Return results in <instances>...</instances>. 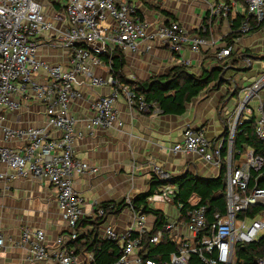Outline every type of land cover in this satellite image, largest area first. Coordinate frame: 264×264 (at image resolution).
Wrapping results in <instances>:
<instances>
[{
	"label": "built area",
	"instance_id": "2783aa9c",
	"mask_svg": "<svg viewBox=\"0 0 264 264\" xmlns=\"http://www.w3.org/2000/svg\"><path fill=\"white\" fill-rule=\"evenodd\" d=\"M146 1L151 0H0V198L17 181L48 182L65 224L52 241L45 230L24 227L13 246L27 252L25 264H96L95 252L86 248L93 237L118 247L115 264H236L237 245L257 242L264 235V189H249L252 172H260L264 160L249 148L240 167L233 163L238 123L253 122L256 136L264 142V66L253 77L237 80L246 73L244 68L253 67V61L264 60V0H158L162 10L204 5L196 28L144 9ZM239 16L240 27L234 30ZM251 38L257 39L247 45ZM43 48L64 62L48 61L40 53ZM212 50L211 57L205 55ZM114 51L123 55L125 69L141 58L155 69L165 67L156 61L162 59L168 69L185 67L194 75H199L195 70L219 68L218 89L235 93L237 99L234 114L225 113L227 140L209 138L202 127H183L181 140L170 150L189 157L187 170L174 175L153 166L152 179L166 183L140 206L135 204L137 196L149 189L129 194L108 208L97 205L86 211L88 202L75 188V180L97 176L100 170L76 156V142L98 130L122 131L121 98L140 114L162 115L157 104L137 92L138 84L114 78L111 62L102 59ZM187 53L198 59L188 58ZM236 72L238 77L229 76ZM98 88L109 93L100 96ZM81 104L87 105L84 129L78 127L80 120L73 112ZM35 105L43 111L42 123L9 125L11 115L21 118ZM246 114L249 118L244 121ZM225 142L227 157H223ZM199 162L216 173L203 177L196 170ZM222 170L226 215L217 214L208 223L200 197L179 200V186L169 181L186 173L215 179ZM114 205L123 206L117 212ZM251 207L263 212L255 218H238ZM146 209L161 214L160 228L156 223L161 216L145 213ZM163 243L176 246L169 259L150 258V250ZM6 246L0 228V252ZM256 264H264V259Z\"/></svg>",
	"mask_w": 264,
	"mask_h": 264
},
{
	"label": "crops",
	"instance_id": "0c3cea01",
	"mask_svg": "<svg viewBox=\"0 0 264 264\" xmlns=\"http://www.w3.org/2000/svg\"><path fill=\"white\" fill-rule=\"evenodd\" d=\"M157 2L159 3L158 0L146 1L144 9L157 12L162 17L181 20L189 27L196 28L204 15V5L200 3L195 4L194 7L182 6L176 11L169 6L167 10H162L157 6ZM212 52L213 50L205 55L211 57ZM40 53L50 62H64V59L59 58L55 52L45 48L41 49ZM186 56L193 60L198 59V56L192 53H187ZM210 57L209 60H212ZM209 60L206 62L207 66ZM156 61L166 64L165 67L155 69L151 63L141 58L136 59L125 69V74L129 79L144 82L153 78L154 74L160 76L170 72L171 69L167 68L168 63L165 60ZM244 69L248 72L251 68ZM204 70H195V72L202 75ZM245 74L248 78L255 75ZM212 84L215 82L210 86ZM212 89L208 88L189 104L186 113L182 116L140 114L131 109L121 98L118 108L125 124L122 131L98 130L93 134H87L75 145L76 156L100 170L97 176H82L75 180V188L88 202L86 211H91L94 206L104 203H120L129 194L148 191L152 181L153 166L161 167L165 172L174 175L187 170L189 157L182 154L174 155L170 150L181 140L185 125L204 128L211 139L222 138L226 124L225 113L227 111L232 116L235 104L231 95L222 88L215 91ZM96 93L100 96L105 95L109 93V89L98 88ZM83 105L73 109L75 116L80 120L78 127L81 129L85 127L82 119L87 116V105ZM22 113L21 118L17 114L11 115L8 120L9 125L24 127L28 124L42 123L43 111L39 106H31L29 113ZM196 170L206 178L216 173V170L205 167L200 162ZM55 196L56 192L48 182L20 180L11 186V191L5 197L0 198V228L7 240L5 250L0 252V264H25L27 252L13 246L24 227L45 230L50 241L65 230ZM51 205L54 206V212L49 209Z\"/></svg>",
	"mask_w": 264,
	"mask_h": 264
},
{
	"label": "trees",
	"instance_id": "16d2710c",
	"mask_svg": "<svg viewBox=\"0 0 264 264\" xmlns=\"http://www.w3.org/2000/svg\"><path fill=\"white\" fill-rule=\"evenodd\" d=\"M239 1L243 2L244 0ZM241 20L242 16H239L234 22V30L240 27ZM232 36L237 37V34ZM102 59L106 63L111 62V73L118 81L131 85L138 84L140 89L137 92L144 96L148 103L157 104L162 111V115H184L187 106L199 98L209 88L212 82H215V87L212 89L214 91L218 89L219 84L222 82V71L219 68H214L211 71L204 70L202 75H194L190 74L185 67L173 68L166 75L153 77L144 82H129L124 72L125 60L119 51L105 54L102 56ZM222 138L227 140V129L224 131ZM249 148L253 149L255 154L264 160V142L256 136L253 122L238 123L233 145V163L237 167H240L244 163L242 156ZM227 156L228 148L225 142L223 157ZM161 182L157 181L154 177L151 181L149 191L138 195L135 204L140 206L141 203H144L145 199L161 185ZM169 183L179 186V200L183 202H187L193 195L200 197V203L207 207L206 218L208 223H213L217 214L226 215L224 170L215 179L199 178L191 173H186L182 176L172 178ZM255 187L264 189V164L260 172H252L251 174L249 189L253 190ZM112 204L104 203L101 206L108 208ZM116 206L118 212L123 205H114V207ZM260 212H263L262 208L251 207L245 214H240L238 218H255ZM145 213H153L161 216L159 212L154 210L146 209ZM163 221L161 216L156 223L157 229L162 226ZM86 248L95 252L96 264H115L120 257V251L113 242L100 241L97 237H93L92 241L86 245ZM175 250L176 246L170 243H163L153 247L150 250L149 257L160 261L168 260L170 254ZM260 258L264 259V235L257 242L237 245L236 264H256V261Z\"/></svg>",
	"mask_w": 264,
	"mask_h": 264
},
{
	"label": "rangeland",
	"instance_id": "374dc122",
	"mask_svg": "<svg viewBox=\"0 0 264 264\" xmlns=\"http://www.w3.org/2000/svg\"><path fill=\"white\" fill-rule=\"evenodd\" d=\"M210 2H213L214 0H209ZM253 36V35H252ZM253 39H255V38H251V39H248L245 43H247V42H249V40L251 41V40H253ZM256 40V39H255ZM254 40V41H255ZM247 45H250V43H247ZM258 57H260V56H258ZM263 66H264V60H262V61H260V60H256V61H253V67L251 68V69H249L248 70V72H246V73H248L249 75L250 74H255V73H259L260 72V70H261V68H263ZM238 72H236L234 75L233 74H230L229 76H237V75H239V74H237ZM243 74V73H242ZM242 74H240L239 75V77L237 78V80H241L242 78H243V76H241ZM243 75H246V77H248L247 76V74H243ZM126 78H127V76H126ZM133 79V78H132ZM137 79V78H136ZM134 80V79H133ZM136 81H141V80H136ZM236 99H237V96H235L234 98H232V101L235 103L236 102ZM249 118V116L246 114V116H244V121H246L247 119ZM244 156H245V154L243 155V158H244ZM159 208H160V206H159ZM158 208V209H159ZM50 211L51 212H54V206H50ZM166 212H168V213H171L172 211L171 210H169V209H166L165 210Z\"/></svg>",
	"mask_w": 264,
	"mask_h": 264
},
{
	"label": "water",
	"instance_id": "95a60500",
	"mask_svg": "<svg viewBox=\"0 0 264 264\" xmlns=\"http://www.w3.org/2000/svg\"><path fill=\"white\" fill-rule=\"evenodd\" d=\"M242 72H246L245 69L242 70ZM234 96H235V93H233V94L231 95V98H233ZM225 130H226V129H225ZM164 183H166V182H163V181L161 182V184H164Z\"/></svg>",
	"mask_w": 264,
	"mask_h": 264
}]
</instances>
